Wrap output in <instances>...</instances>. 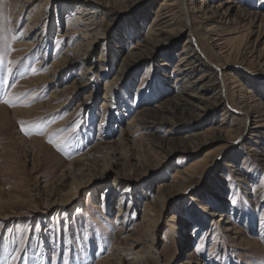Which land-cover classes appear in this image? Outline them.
I'll return each mask as SVG.
<instances>
[{
  "label": "rangeland",
  "instance_id": "1",
  "mask_svg": "<svg viewBox=\"0 0 264 264\" xmlns=\"http://www.w3.org/2000/svg\"><path fill=\"white\" fill-rule=\"evenodd\" d=\"M201 1L185 0L193 32L199 38L210 33L222 54L217 59L202 38L204 61L227 62L223 76L235 74L239 88L225 101L226 115L220 107L197 126L185 120L171 126L180 137L205 131L214 121L227 130L229 141L207 134L185 150L170 142L159 155L127 128L144 101L159 102L166 90H173L171 75L166 90L155 82L149 90H138L137 85L145 72L150 79L159 76L166 53L178 54L173 65L180 59L187 34L180 0H45L41 45L29 49L19 48L25 40L26 12L13 21L9 0H0V264H135L138 255L145 257L143 264H264V122L254 119L251 126L257 131L242 137L239 132L246 123L238 113L244 111L243 88L264 97V0L224 3L230 6L225 23L214 13L218 0ZM81 4L88 5L84 18L103 21V38L85 61L80 56L79 65L67 62L69 67L57 71L56 87L43 83L33 88L30 83L79 47L76 39L62 34L68 10L78 12ZM156 16L175 30L152 51L128 61L119 74L114 68L109 73L110 60L124 59ZM41 29L36 27L34 34ZM245 29L246 38L228 52L226 39L238 35L228 33ZM243 45L246 52L240 53ZM83 81L90 85L81 92L62 93ZM106 86L116 109L101 106ZM54 90L59 99H67L65 107L40 111L39 116L38 106L46 104ZM20 121L30 134L21 130ZM169 125L163 124L156 135L165 137ZM226 145L230 148L218 161ZM196 160L204 163L192 178L173 184L176 173ZM119 207L124 211L121 218L115 217Z\"/></svg>",
  "mask_w": 264,
  "mask_h": 264
},
{
  "label": "bare ground",
  "instance_id": "2",
  "mask_svg": "<svg viewBox=\"0 0 264 264\" xmlns=\"http://www.w3.org/2000/svg\"><path fill=\"white\" fill-rule=\"evenodd\" d=\"M38 2L39 0H9L8 2L10 18H13V21H17V18L23 15L24 12H26L28 16V22L25 27L26 32L24 34L25 40L23 44L19 45V48L23 47L25 49H29L41 45L42 35L45 30V23H42L44 21L41 22V20L43 19V14H45L46 12L44 7L45 0H40V3ZM201 2H204V0H202ZM232 2V0H218L214 3V6H216L215 8H217V11H214V13L217 14V17L221 19L223 23H225V21L227 20V16L230 10V6H224V3L230 4ZM37 4L41 5V7L38 8ZM178 5L180 12L182 13L183 18L185 19L187 28L186 44L181 50L180 55L178 56L180 59H178L173 65V59L178 54H173L172 52L166 53L165 57L167 59L163 61L164 63L161 65L160 68L164 70L159 69V76L150 79L148 78V72H145V75L141 76L137 85L138 90L142 88L148 89V87L152 85V82L153 84L155 82V85L156 83H160L159 85L164 87L161 90H166L167 88L165 89V87H169V84L171 85V80L169 81L166 77H170L169 75H171L173 79L172 88L174 91L172 90L171 92L169 91V89L166 90V95L159 102L144 101L143 107L137 110L135 116L131 119L127 128L128 133L138 135V139L140 141H144L147 147L150 148V150L156 154H159L162 150H166L165 145L169 144L170 142L178 143L180 146L179 148L181 150H185L188 147L192 146V144L195 143V140L205 137L207 134H211L214 138L220 139L222 141L224 140V142L227 143L229 141L227 139L229 138V136H227V130L218 128L215 125L216 122L214 121H211L208 124L209 126L205 131H197L192 135L185 134L180 137L177 136L181 132L175 130L171 125H176L175 123H178V120H185L190 125L197 126L202 120L205 119L208 113L213 112L220 107L225 108V101L227 100L230 92L232 93L234 88H239L235 74L223 76V69L228 66L227 62L222 64H215L212 63L210 59H207L206 62L204 61L205 54L207 52H205L203 48L204 45L201 43L200 39L203 38L205 40L208 47V51H210L214 56H216L217 59L219 58V56L221 57L222 55L220 54V52H218L221 47H217L218 43L213 44L214 41L210 33L203 35L202 38L195 36L193 32L194 28L192 26L191 9L188 8L185 0H180V3H178ZM80 6L81 8L78 12L76 10H68L69 12L65 16L67 29H65L66 32L62 34V37L65 39H76L79 43V47L75 48L74 50H70V52L66 53L64 57H60L51 66L49 71H46L41 77L36 78L32 83H30L33 88H39L40 85H42L43 83H52L56 87L55 74L57 73V71H59V69L61 68L66 69L67 67H69L66 65L67 62L74 64V66L79 65V63H81L80 56H85L82 59V61H85L86 58L90 55V50L92 49V47L103 38V21L94 19L92 16L84 18L89 14L88 5L81 4ZM203 12L204 13L202 15L206 16V11ZM160 17H155V20L151 23L149 31L145 35L136 38L134 46L126 54L124 59H121L118 63L115 62V58L113 60H110V63L112 65L108 68L109 73L111 72V68H114L113 71L116 74H119V72L123 70V67L126 66V63L128 61L140 57L147 51H152L153 48L159 42V40L162 39V37H164L167 32H172L175 30V26L171 25V23H169L167 20H164ZM39 26H42L41 33L34 34L35 28ZM247 31L248 29L240 31L241 33H238V31L228 33L229 36H231L233 33L238 34L237 36L234 35L233 37H228V39H226L225 48L228 50V52L230 51L231 53H233L234 51H236V49L233 47V44L241 38L245 39L248 35ZM129 33V35H131V32ZM242 51L243 53L246 52V47H244V45L241 48L240 53H242ZM24 53L25 51H20V54ZM170 64H172L171 67ZM93 66L94 65L88 66L87 71L90 70ZM105 70V66L101 68L102 74L106 73ZM87 71L83 73V77L86 75ZM196 73H199V75L196 76ZM89 85L90 84L88 83V81H83L78 83L77 85L74 84L65 87L64 89H62V93L65 95L72 89L75 90V92H81L84 88H87ZM92 86H94L93 83ZM243 89L244 96L243 101L241 103H244V111H238V113L243 115L244 121L246 123V128L244 132H239L242 137L245 132L252 134L257 131L254 126H251L253 124L252 121L254 119L256 120V122H264V97L258 96L255 91H253L249 87ZM153 90H157L158 92L157 88H153ZM212 91L213 93L209 94V92ZM150 93L151 92H147V96L150 95ZM90 94L91 92L84 96L85 99L88 98ZM111 94V88L109 86H106L105 93L103 94L104 98L101 103L102 108L104 107L107 109V107H109L110 110L116 109L117 104ZM65 99H59V95L56 94L54 90L51 93L49 101L45 102L46 104L42 103L38 106V115H41L39 114L40 111L49 113L52 111L54 112L57 109L64 108V103L67 100ZM49 102H51V105H49ZM210 108H213V110L207 111ZM106 109L104 110L106 111ZM0 110H2V106H0ZM227 113L228 109L224 110L223 115H226ZM165 123H170L166 136H157L156 133H158V131L162 129L161 126ZM260 126L261 125H258L257 127L259 128ZM228 148H230V146L226 145L220 151L217 156L218 161L226 153V149ZM262 152L264 153V147L262 148ZM84 160H86V158ZM74 162L76 163L78 162V160H75ZM215 162L207 170L213 168ZM203 163V160H196L190 162L184 169L179 170L176 173L174 179L172 180V183L176 184L177 181L181 183L183 181L190 180L192 178L191 173L195 171L198 167H201ZM241 164L244 165V161H242ZM225 166L228 168L233 167L229 163H226ZM256 188H260V186L257 185ZM197 198L198 199L194 200L197 201L198 205H201L199 197ZM188 207L193 209L192 205H189ZM200 208L204 209L203 207ZM122 212H124L123 209L119 207L117 209V214L115 215V217L121 218ZM121 231L122 229H120V232ZM137 243L141 244L140 239L137 240ZM144 261H146L144 256L138 255L135 257V264H143Z\"/></svg>",
  "mask_w": 264,
  "mask_h": 264
},
{
  "label": "snow or ice",
  "instance_id": "3",
  "mask_svg": "<svg viewBox=\"0 0 264 264\" xmlns=\"http://www.w3.org/2000/svg\"><path fill=\"white\" fill-rule=\"evenodd\" d=\"M0 39H2V38H0ZM9 63H11V61H9ZM31 70H32L33 72L36 71L35 68H32ZM12 71H13V69H11V68L8 69V73H9V75H11ZM4 102H5V103H9L10 106H15L11 101L5 100ZM20 124L22 125L21 130L24 131L26 135L30 134V130H29L27 127H23V125L25 124V122H24V121H20ZM33 127H36L37 130L39 131V127H38V125H33ZM48 142H49V143H53V140H52L51 137L49 138ZM54 146L57 147L58 150H59L60 147H61L60 144H55ZM21 251H22V249H21ZM13 259H14V260H15V259H18V257H15V256H14ZM64 264H67V261H66V260H65Z\"/></svg>",
  "mask_w": 264,
  "mask_h": 264
}]
</instances>
